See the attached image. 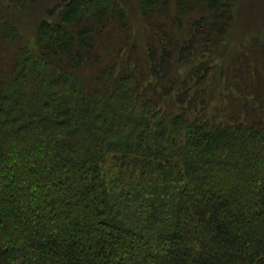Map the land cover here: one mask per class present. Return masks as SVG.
<instances>
[{
  "label": "trees",
  "instance_id": "1",
  "mask_svg": "<svg viewBox=\"0 0 264 264\" xmlns=\"http://www.w3.org/2000/svg\"><path fill=\"white\" fill-rule=\"evenodd\" d=\"M58 2L0 72V264H264V40L247 92L237 0H136L140 34L119 0Z\"/></svg>",
  "mask_w": 264,
  "mask_h": 264
},
{
  "label": "rangeland",
  "instance_id": "2",
  "mask_svg": "<svg viewBox=\"0 0 264 264\" xmlns=\"http://www.w3.org/2000/svg\"><path fill=\"white\" fill-rule=\"evenodd\" d=\"M11 0H0V10L3 14L7 13L11 7ZM59 0H29L25 5L19 4L15 13L11 14V21L17 27V31L21 34V42L11 39H2L0 30V72L7 71L11 67L13 59L17 56L20 46H25L33 42V34L37 23L50 14L56 17ZM125 7L128 15L131 17V31L140 34L142 20L139 16L136 0H119ZM20 3V0H14ZM236 19L234 26L230 30L226 42V63L229 64V73L237 79V82L246 87L245 91L249 92L254 88L256 82L252 83V76L249 74L252 69L247 59L251 53L247 51L248 40H254L257 37L264 40V0H237ZM227 38V37H226ZM118 40V39H116ZM246 42V43H245ZM254 44V43H253ZM118 45V43H117ZM255 45V44H254ZM256 45H258L256 43ZM230 47V48H229ZM257 74L254 78H256ZM252 84L254 86H252Z\"/></svg>",
  "mask_w": 264,
  "mask_h": 264
}]
</instances>
